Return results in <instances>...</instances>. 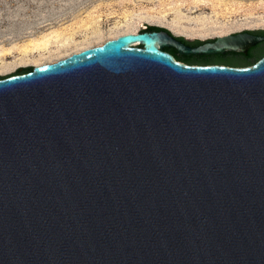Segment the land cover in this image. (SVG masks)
Segmentation results:
<instances>
[{"label":"water","instance_id":"95a60500","mask_svg":"<svg viewBox=\"0 0 264 264\" xmlns=\"http://www.w3.org/2000/svg\"><path fill=\"white\" fill-rule=\"evenodd\" d=\"M166 30L0 75V264H264V57L162 50L264 36Z\"/></svg>","mask_w":264,"mask_h":264},{"label":"rangeland","instance_id":"374dc122","mask_svg":"<svg viewBox=\"0 0 264 264\" xmlns=\"http://www.w3.org/2000/svg\"><path fill=\"white\" fill-rule=\"evenodd\" d=\"M95 25L98 31L91 28ZM140 25L182 27L194 31L192 37H184L201 40L206 38L195 34L203 28H207V33L263 31L264 0H0V65H17L23 57L28 62L0 75H16L22 68L35 66L29 62L47 56L67 55L69 46L63 47L56 40L69 42L68 37L74 39L76 30L88 29L84 33L90 32L91 37L86 40L91 42ZM81 33L76 35L77 40L83 38ZM46 40L53 41L47 50L32 47V51H25L30 44ZM7 52L10 54L2 57Z\"/></svg>","mask_w":264,"mask_h":264},{"label":"flooded vegetation","instance_id":"af4514ba","mask_svg":"<svg viewBox=\"0 0 264 264\" xmlns=\"http://www.w3.org/2000/svg\"><path fill=\"white\" fill-rule=\"evenodd\" d=\"M97 26L98 25H95L91 28H94L95 31H98ZM143 26H140V28ZM139 29L135 33L139 32V33H148V34H160L162 32H165V31H160V30H151V29H148V27H143L140 30ZM87 30L88 29H85V28L80 29V30H76V32H74V34H73L74 39H72V37H68L69 38V42H68L69 48H67V50H68L67 57H69L75 53H79L85 49H88V48H91V47H94L97 45H102L103 43H105L106 41H108L110 39H115L121 35H126V34L130 33V32L125 31V32H122L120 34V32L123 30L122 29L118 33L111 34L109 37H103L102 41L95 42L92 44H86V43H89V41L87 42L86 39L88 37L89 38L91 37L90 32L88 34L84 33ZM80 31L83 32V33H81L83 35V38H81L80 40H77L76 35ZM250 32L252 33V31H250ZM93 34H97V33L95 32ZM252 34L257 35V36H264V34H259V33H252ZM209 39L210 38H207L205 40L192 39V41L185 40L182 42L185 43L187 46L195 48V47H199V46L203 45L205 42L209 41ZM72 40H74V43H71ZM74 47H77V48L73 49ZM133 47L143 48V45L136 43L135 45H133ZM162 50L166 53L173 55L177 61L180 60V62H183V63L186 61H190V62L194 63L195 65H227V66H234V67H245V66H250V65L257 63L261 58L264 57V42L260 43L259 45L255 46L251 49H249L247 54L229 52V53L224 54V55L219 54V55H212V56H198V55L188 56V55L181 54L177 49H175L173 47H164V48H162ZM67 57H64L63 59H65ZM58 61H60V60H58Z\"/></svg>","mask_w":264,"mask_h":264},{"label":"bare ground","instance_id":"6f19581e","mask_svg":"<svg viewBox=\"0 0 264 264\" xmlns=\"http://www.w3.org/2000/svg\"><path fill=\"white\" fill-rule=\"evenodd\" d=\"M141 20H144V19H141ZM145 21H147V20H145ZM147 22H149V21H147ZM150 22H152V21H150ZM140 26H142V25H140ZM138 29H139L138 26L125 27L120 32V34L122 32H125V31L126 32H130V33H135L136 31H138ZM169 29L172 30L176 35H180V36L182 35V36H186V37H192L193 34H194V31H190V30L185 29V28H182V27L179 28V29H177V28L174 29V28L169 27ZM206 29L207 28L201 29V31H199V33H196L195 35L198 36L199 38H206V39L207 38H214V37L215 38L216 37H223V36L228 35L227 34L228 32H225V31H220V32H217V33L216 32L215 33L214 32H210V33L204 32V31H206ZM102 39H103V37L100 36V37H97L95 40H93V41H91L89 43H86V44H92V43H95V42H99V41H102ZM52 42H53L52 40H46V41L38 42L37 44H30V46H28V47L25 48V51L26 52L32 51L33 49L32 50L30 49L32 47H34V49L36 48L35 50L45 51V50H47L52 45ZM56 42H61L60 44H62L63 47H67L69 45L68 41H66V40L65 41H61V40L60 41H57L56 40ZM77 47H75V48H77ZM8 54H10V53L9 52H7L6 54L4 53L2 55V57L3 56H6ZM24 55H26V53H24ZM64 57H67V55L64 54V55H60V56H57V57H54V58L47 56L46 58L37 59V60L31 61L29 63L35 65L36 67L37 66H43L44 64L48 63L49 61H53V60H55L57 58L58 59H61V58L63 59ZM22 60L23 61L21 63H18L17 65H14V64H3V65H0V72L3 73V72L9 71V70L15 68L18 65H22V64L28 63L25 57H23ZM0 61H2L1 58H0Z\"/></svg>","mask_w":264,"mask_h":264},{"label":"trees","instance_id":"16d2710c","mask_svg":"<svg viewBox=\"0 0 264 264\" xmlns=\"http://www.w3.org/2000/svg\"><path fill=\"white\" fill-rule=\"evenodd\" d=\"M148 29H151V30H160V31H167L166 29H163V28H160V27H148ZM252 33L264 34V31H257V32L252 31ZM178 39L181 40V41H185L183 38H178ZM178 61H180V60H178ZM184 63L190 64V65H193L194 64V63H192L190 61H186ZM31 71H32V67L22 68V69H20L18 71V74H24V73H28V72H31Z\"/></svg>","mask_w":264,"mask_h":264}]
</instances>
